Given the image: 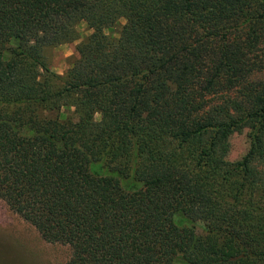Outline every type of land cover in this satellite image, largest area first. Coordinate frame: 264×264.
<instances>
[{
	"label": "trees",
	"instance_id": "1",
	"mask_svg": "<svg viewBox=\"0 0 264 264\" xmlns=\"http://www.w3.org/2000/svg\"><path fill=\"white\" fill-rule=\"evenodd\" d=\"M0 198L64 264H264V0H0Z\"/></svg>",
	"mask_w": 264,
	"mask_h": 264
},
{
	"label": "rangeland",
	"instance_id": "2",
	"mask_svg": "<svg viewBox=\"0 0 264 264\" xmlns=\"http://www.w3.org/2000/svg\"><path fill=\"white\" fill-rule=\"evenodd\" d=\"M124 23L121 20L106 33L117 38ZM76 31L78 39L74 42L43 49L46 64L59 75L77 59L76 45L91 33L84 22L77 25ZM61 112L68 118L72 116V110L63 109ZM229 143L228 160H239L248 148L247 130L234 132L229 137ZM68 256L67 246L44 241L34 227L14 213L0 198V264H64Z\"/></svg>",
	"mask_w": 264,
	"mask_h": 264
}]
</instances>
